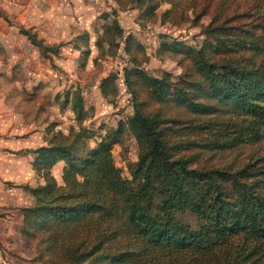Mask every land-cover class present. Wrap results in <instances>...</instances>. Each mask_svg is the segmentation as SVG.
<instances>
[{
	"label": "rangeland",
	"instance_id": "1",
	"mask_svg": "<svg viewBox=\"0 0 264 264\" xmlns=\"http://www.w3.org/2000/svg\"><path fill=\"white\" fill-rule=\"evenodd\" d=\"M15 2L12 8L17 14L4 9L0 14L7 13L8 22L16 24L18 29L32 32L42 46L34 44L30 61L13 67V76L17 78L18 89L23 94L16 96L12 93L10 101L23 113L25 121L33 120L34 126L27 135L19 132V128L9 130L2 125L0 129L2 215L6 212L18 215L23 205L30 202L31 206L34 205L35 198L30 189L45 183L43 165L38 164L39 170L33 165L38 159L37 148L68 144L73 141V136L84 147L95 148L118 124L122 127L121 139L111 145L110 161L124 183L137 189L140 177L134 181L130 169L141 152L129 125L135 111L166 121L163 124L166 147L174 157L195 156L197 164L194 165L205 169L221 168L233 172L251 164L253 170L264 171V125L256 142H242L223 150L200 151V148L191 146L192 140H216V126L229 131L235 125L249 124L250 113L212 99L208 102L212 108L216 107V111L197 119L202 123L210 121L215 124L200 132L195 131L191 126L198 121L193 113L173 100V87L169 88L166 98L156 100L147 81L148 77H168L174 85L180 78L195 80L189 92L197 94V84L204 80L195 71L198 51H202L203 60L209 62L253 69L264 65V0ZM230 26L248 30V35ZM236 33L245 38L244 47L234 45L236 41L232 38ZM22 36L29 40L24 34ZM218 38L222 39V46L233 50L218 53L214 48ZM1 67L3 74L5 67ZM101 85L105 94L101 92ZM5 88L9 89V86ZM252 123H255V118ZM180 125L186 129L177 133L169 130ZM228 134L232 135V132ZM26 137L30 145L28 163L20 156L25 150H16L20 146L18 139ZM64 165L63 161H57L49 168L50 175L60 186L63 185ZM256 181L259 183L256 191L264 193V177H258ZM103 205L104 208L108 206ZM152 207L157 212L154 201ZM6 209L12 211L4 212ZM107 212L108 209L101 215L94 214L100 217H93L90 225L80 224L76 231L66 232L65 236L62 234L60 239L64 236L68 244V239L76 236L79 252L85 253L93 250L98 234L104 235L107 241L99 253L111 250L120 259L117 262L108 259L92 263L94 256H88L80 264H225L226 257L235 251L238 252L239 264H264V238L256 241L238 236L226 244L218 242L205 250L176 252L153 247L137 236L120 216V211L114 210L110 216L105 215ZM176 218L191 226L196 224L195 217L187 212L176 214ZM20 225L21 254L17 257L22 262L18 260L17 264H25L24 261H28L26 264H47L43 262L49 259L54 264H69L62 254L40 258L36 251L41 246L45 247V242L50 243V232L40 230L31 222L23 237L24 221ZM15 251L17 248L7 250L9 254Z\"/></svg>",
	"mask_w": 264,
	"mask_h": 264
},
{
	"label": "trees",
	"instance_id": "2",
	"mask_svg": "<svg viewBox=\"0 0 264 264\" xmlns=\"http://www.w3.org/2000/svg\"><path fill=\"white\" fill-rule=\"evenodd\" d=\"M230 27L248 35V30ZM19 31L32 44L42 46L28 29L19 28ZM232 39L236 41L234 45L244 47L243 36L236 33ZM221 40L218 38L214 47L218 53L233 50L222 46ZM197 55L199 58L195 61V71L204 79L197 84V94L189 92L190 86L195 85V80L180 78L173 85L168 77H148L155 99L163 100L168 95L169 88L173 87V100L193 113L196 121L197 117L210 116L216 111V107L212 108L208 102L212 99L221 100L252 115L249 124L235 125L229 131H222L216 126V140H192L191 146L200 148V151L223 150L242 142L259 140L260 128L264 125V65L253 69L203 60L202 51H198ZM101 92L105 94L102 85ZM199 97L203 99L200 100ZM253 118L255 123H252ZM164 123L165 120H157L155 115H145L139 111H135L130 118L132 134L141 148L138 160L130 165L134 181L140 177L137 189L124 183L110 161V147L121 139V124L95 148L84 147L73 136L71 143L40 146L35 150L38 159L34 160L33 165L36 170H39V163L43 165L45 183L30 189L35 198L34 205L21 208L24 221L22 236H26V227L31 222L40 230L50 232V243L45 242L46 246H41L36 251L40 258L43 255L53 257L62 254L69 264H80L88 256H94L92 263L108 259L117 262L120 256H115L114 251L99 253L101 246L107 241L104 235L98 234L96 237L99 239L93 250L85 253L79 252L76 236L72 239L66 237L68 244L64 241L66 232L76 231L80 224L90 225L93 217H100L94 214L101 215L106 209V216H110L114 210L120 211V216L124 217L125 223L137 236L153 247L165 250L201 251L218 242L226 244L232 237L243 236L256 241L264 238V193L256 191L259 187L256 179L263 178L264 171L253 170L251 164L233 172L221 168L205 169L194 165L197 164L195 156L174 157L166 147ZM214 124L210 121H198L191 128L200 132ZM184 129L186 127L181 125L169 128L176 133ZM57 161L65 164L61 186L56 184L49 173L50 166ZM261 181L262 179L259 180ZM153 201L157 212L153 210ZM103 203L108 206L104 208ZM185 212L195 217L194 226L176 218V214ZM62 234L64 236L60 239ZM56 241L58 243L53 245ZM237 255L238 252L235 251L227 256L225 264H239ZM43 263L54 264L50 259Z\"/></svg>",
	"mask_w": 264,
	"mask_h": 264
},
{
	"label": "crops",
	"instance_id": "3",
	"mask_svg": "<svg viewBox=\"0 0 264 264\" xmlns=\"http://www.w3.org/2000/svg\"><path fill=\"white\" fill-rule=\"evenodd\" d=\"M14 1V3H13ZM16 0H0V10L4 9L6 12L12 14L15 13V8H12ZM16 5V4H15ZM27 12V11H26ZM28 13V12H27ZM5 15L0 14V129L2 125L4 129L17 130L19 132L28 134V131L33 129V120L30 122L25 121L23 113L17 110V106L12 104L10 101L12 93L16 96H21L23 93L18 89V81L13 76V67L17 64H27L30 61L32 52L34 51V44L29 40L27 41L20 33L16 24H12L7 21ZM17 14V13H15ZM22 34V35H21ZM34 53V52H33ZM5 69L2 74V66ZM9 86L8 88H5ZM12 90V91H11ZM20 93V94H19ZM20 146L16 150H25L20 154L24 157L28 163V155L30 152V145L28 137L18 139ZM32 202L27 205H23L21 208L31 206ZM20 208V209H21ZM17 210V209H15ZM12 211V210H5ZM20 212L11 215L12 212H6L4 215L1 214L0 210V264H17L19 258L18 254H21L19 243L22 240L21 237V225L23 221V214ZM19 223V224H18ZM11 248H17V251L13 254H9L7 250ZM7 249V250H5ZM12 257V258H10ZM22 262L21 260H19ZM24 261L23 263H27Z\"/></svg>",
	"mask_w": 264,
	"mask_h": 264
}]
</instances>
